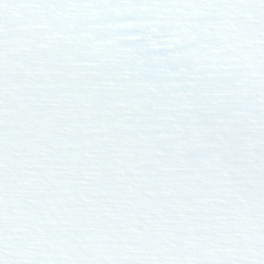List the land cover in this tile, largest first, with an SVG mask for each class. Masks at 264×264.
<instances>
[{"label":"snow or ice","instance_id":"1","mask_svg":"<svg viewBox=\"0 0 264 264\" xmlns=\"http://www.w3.org/2000/svg\"><path fill=\"white\" fill-rule=\"evenodd\" d=\"M0 264H264V0H0Z\"/></svg>","mask_w":264,"mask_h":264}]
</instances>
